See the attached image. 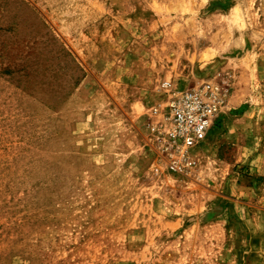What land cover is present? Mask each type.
<instances>
[{"label":"rangeland","instance_id":"obj_1","mask_svg":"<svg viewBox=\"0 0 264 264\" xmlns=\"http://www.w3.org/2000/svg\"><path fill=\"white\" fill-rule=\"evenodd\" d=\"M164 80L228 88L182 174ZM0 264H264V0H0Z\"/></svg>","mask_w":264,"mask_h":264},{"label":"built area","instance_id":"obj_2","mask_svg":"<svg viewBox=\"0 0 264 264\" xmlns=\"http://www.w3.org/2000/svg\"><path fill=\"white\" fill-rule=\"evenodd\" d=\"M167 170L172 174L190 171L193 152L205 140L214 121L226 106L228 88L219 82L203 81L190 88L175 89L171 80L161 83Z\"/></svg>","mask_w":264,"mask_h":264},{"label":"crops","instance_id":"obj_3","mask_svg":"<svg viewBox=\"0 0 264 264\" xmlns=\"http://www.w3.org/2000/svg\"><path fill=\"white\" fill-rule=\"evenodd\" d=\"M88 79V74H85L81 80V83L85 82Z\"/></svg>","mask_w":264,"mask_h":264}]
</instances>
